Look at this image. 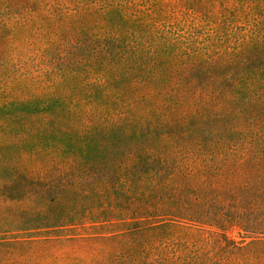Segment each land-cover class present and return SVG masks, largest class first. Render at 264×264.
Wrapping results in <instances>:
<instances>
[{
  "label": "trees",
  "instance_id": "obj_1",
  "mask_svg": "<svg viewBox=\"0 0 264 264\" xmlns=\"http://www.w3.org/2000/svg\"><path fill=\"white\" fill-rule=\"evenodd\" d=\"M0 264H264V0H0Z\"/></svg>",
  "mask_w": 264,
  "mask_h": 264
},
{
  "label": "rangeland",
  "instance_id": "obj_2",
  "mask_svg": "<svg viewBox=\"0 0 264 264\" xmlns=\"http://www.w3.org/2000/svg\"><path fill=\"white\" fill-rule=\"evenodd\" d=\"M227 234L231 239L238 242L249 240V237L238 226H232L227 229ZM14 254L38 260H48L50 258V255L45 254V251L38 249V247L18 248L14 251Z\"/></svg>",
  "mask_w": 264,
  "mask_h": 264
}]
</instances>
